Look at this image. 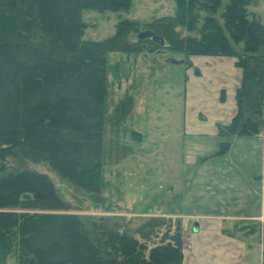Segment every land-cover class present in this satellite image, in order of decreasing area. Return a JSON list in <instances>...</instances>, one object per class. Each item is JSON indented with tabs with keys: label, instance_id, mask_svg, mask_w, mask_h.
I'll return each instance as SVG.
<instances>
[{
	"label": "trees",
	"instance_id": "16d2710c",
	"mask_svg": "<svg viewBox=\"0 0 264 264\" xmlns=\"http://www.w3.org/2000/svg\"><path fill=\"white\" fill-rule=\"evenodd\" d=\"M130 1L0 0V160L41 159L68 183L98 193L107 56L140 45L183 54L185 63L191 55L234 57L242 71L237 110L218 135L262 134L264 0H176L174 15L147 24L122 19L108 38L81 39L83 8L127 10ZM146 28L165 46L138 39ZM35 29L44 40L32 38ZM128 34L136 35L131 44ZM229 148L221 142L216 154ZM5 168L0 165V264H182L179 221L150 217L133 231L116 221L90 227L67 211L47 174Z\"/></svg>",
	"mask_w": 264,
	"mask_h": 264
},
{
	"label": "rangeland",
	"instance_id": "374dc122",
	"mask_svg": "<svg viewBox=\"0 0 264 264\" xmlns=\"http://www.w3.org/2000/svg\"><path fill=\"white\" fill-rule=\"evenodd\" d=\"M175 11L176 0H131L127 10L118 11L83 8L80 14L85 26L81 39L108 38L122 19L147 24L158 17L174 15ZM30 32L34 40H44L38 30ZM133 36L137 37L128 34L125 41L131 44ZM214 57L218 56L191 55L188 63H173L170 59L186 57L163 48L150 52L145 45L138 46L137 51L108 54L105 164L100 171L98 193L68 183L41 159L8 156L0 160V165L6 167L5 172L28 169L47 174L67 211L80 215L90 227L109 226L116 221L133 231L150 217H162L167 224L179 221L185 234L190 222L186 227V220L182 224V218L163 213L179 212L182 206L187 127L199 129L198 122H205L206 118L209 121L213 114L215 89L207 88L202 78L213 69L204 62ZM222 64L213 67L222 70ZM224 67L226 70L227 64ZM197 68L201 74L195 73ZM200 110L208 112V116ZM182 240L184 243L183 234ZM259 251L257 245L256 254L260 255ZM14 261L12 258L8 263Z\"/></svg>",
	"mask_w": 264,
	"mask_h": 264
},
{
	"label": "crops",
	"instance_id": "0c3cea01",
	"mask_svg": "<svg viewBox=\"0 0 264 264\" xmlns=\"http://www.w3.org/2000/svg\"><path fill=\"white\" fill-rule=\"evenodd\" d=\"M204 63L213 68L202 78L207 88L215 89L213 114L198 122L199 129L187 127L182 206L163 215L180 217L182 224L186 220V227L190 222V230H182V264H264V129L256 137L218 135V126L229 124L236 113L242 71L228 57ZM217 63L227 69L222 64L217 70ZM221 142L230 143L223 155L216 154Z\"/></svg>",
	"mask_w": 264,
	"mask_h": 264
},
{
	"label": "water",
	"instance_id": "95a60500",
	"mask_svg": "<svg viewBox=\"0 0 264 264\" xmlns=\"http://www.w3.org/2000/svg\"><path fill=\"white\" fill-rule=\"evenodd\" d=\"M137 38L138 39H144V38H150L154 43H156L159 46H165V40L158 35H155L154 32L151 30H143L137 33ZM171 62L173 63H183V60H175V59H170ZM194 230H196V226L194 227Z\"/></svg>",
	"mask_w": 264,
	"mask_h": 264
}]
</instances>
